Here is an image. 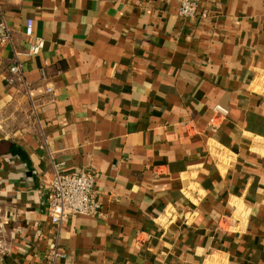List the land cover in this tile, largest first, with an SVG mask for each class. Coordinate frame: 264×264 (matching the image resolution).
<instances>
[{"label": "crops", "instance_id": "0c3cea01", "mask_svg": "<svg viewBox=\"0 0 264 264\" xmlns=\"http://www.w3.org/2000/svg\"><path fill=\"white\" fill-rule=\"evenodd\" d=\"M195 1L0 0V264H264V0ZM73 170L101 214L57 229Z\"/></svg>", "mask_w": 264, "mask_h": 264}, {"label": "built area", "instance_id": "2783aa9c", "mask_svg": "<svg viewBox=\"0 0 264 264\" xmlns=\"http://www.w3.org/2000/svg\"><path fill=\"white\" fill-rule=\"evenodd\" d=\"M178 14L183 19L195 18L197 14L196 1L181 0ZM11 31L0 9V46L10 44ZM23 37L26 41V49L22 55L26 58L38 56L43 50L44 41L34 37L33 21L31 19L25 21ZM16 56L17 54H14L15 61L8 69L6 77L8 84H13L15 80L22 81L23 79L21 64L18 63ZM41 78L45 79L44 71H41ZM31 113H35L33 107ZM212 113L214 116L221 118L226 116V111L219 106L214 107ZM59 166H63V163L59 164ZM94 179L95 177L92 173L83 170H73L67 174L55 173L50 185L51 199L48 204V217L53 226L61 229L71 215L100 216L101 205L97 201ZM4 229V226L0 224V248L2 247L1 239ZM45 259L47 264H59V262L60 264H70L69 257L59 251L57 240L48 243Z\"/></svg>", "mask_w": 264, "mask_h": 264}]
</instances>
